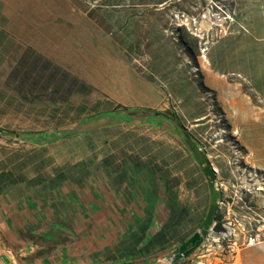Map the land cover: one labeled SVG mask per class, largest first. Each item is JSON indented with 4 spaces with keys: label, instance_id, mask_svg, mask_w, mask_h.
I'll list each match as a JSON object with an SVG mask.
<instances>
[{
    "label": "rangeland",
    "instance_id": "obj_1",
    "mask_svg": "<svg viewBox=\"0 0 264 264\" xmlns=\"http://www.w3.org/2000/svg\"><path fill=\"white\" fill-rule=\"evenodd\" d=\"M245 1L264 14V0H238L240 9ZM233 2L0 0V169L26 176L38 169L75 172L81 160L92 165L111 152L113 138L127 128L121 124H167L131 127L133 144L138 134L183 139L169 119L109 116L113 111L173 114L204 153L215 140L235 145L237 134L251 140L250 103L257 101L245 78L254 69L264 78V39L255 43L253 32L238 30L210 43L232 20ZM231 37L258 51L226 49ZM187 49L199 53L197 67ZM227 80L232 85L225 88ZM257 138L261 168L243 163L234 147V180L219 173L216 183L217 214L252 220L264 234V129ZM241 237L237 232L238 242ZM263 244L264 236L230 253L206 243L172 264H229L237 252Z\"/></svg>",
    "mask_w": 264,
    "mask_h": 264
},
{
    "label": "crops",
    "instance_id": "obj_2",
    "mask_svg": "<svg viewBox=\"0 0 264 264\" xmlns=\"http://www.w3.org/2000/svg\"><path fill=\"white\" fill-rule=\"evenodd\" d=\"M244 4L240 9L234 0L232 20L210 43L238 30L253 32L255 43L264 39L262 9ZM229 42L226 49L255 47L233 37ZM210 67L218 68L215 63ZM252 75L245 78L257 101L250 103L254 126L247 125L252 139L237 134L235 145L215 140L209 146L205 155L215 186L219 173L234 180V147L241 149L243 163L261 166L263 147L257 137L264 129V78L256 69ZM228 80L225 88L232 85ZM121 125L127 128L113 138L111 152L97 156L92 165L81 160L75 172L38 169L26 176L0 169V264H162L190 248L200 226L221 220L218 205L209 215L208 180L183 139L138 134L133 144L131 127L146 131L167 124ZM229 264H264V244L237 252Z\"/></svg>",
    "mask_w": 264,
    "mask_h": 264
},
{
    "label": "water",
    "instance_id": "obj_3",
    "mask_svg": "<svg viewBox=\"0 0 264 264\" xmlns=\"http://www.w3.org/2000/svg\"><path fill=\"white\" fill-rule=\"evenodd\" d=\"M123 113H126L128 116L129 115H131V116H138V115L146 116V110L145 109L138 111V112L137 111H125ZM152 115L154 117H156V116L164 117L166 119L171 120V122L174 123L176 128H178L179 132L181 133L183 140L185 141L188 149L192 153V155L195 158V160L197 161V163L200 165L203 174L206 176V178L208 180V186H209V189H210L211 194H212L210 211H209V215H211L218 205L217 199L219 198V191L217 190V188L215 186V177L216 176H215L214 169L211 167L208 159L206 158L205 153L192 140V138L186 132L185 127L176 119L175 115L168 114V113L162 112V111H156V110H154L152 112ZM207 228H209V227H207V224L200 226L199 227L200 233L197 231L191 238V241L194 242L193 245L190 248L186 249L184 252H180L176 256H173V255H170V256H173L174 260H180L184 256H187L188 254H190L201 243L203 236L206 234Z\"/></svg>",
    "mask_w": 264,
    "mask_h": 264
},
{
    "label": "built area",
    "instance_id": "obj_4",
    "mask_svg": "<svg viewBox=\"0 0 264 264\" xmlns=\"http://www.w3.org/2000/svg\"><path fill=\"white\" fill-rule=\"evenodd\" d=\"M228 18L230 17L228 16ZM253 223L252 220L236 222L233 219H221L218 228L214 226L207 228L206 234L203 236L199 246H203L206 243H215L218 247L226 249L230 253H235L241 245L259 243L264 234L257 227L253 228ZM239 226H241L240 230L238 229ZM198 232L200 233V229H198ZM237 232L242 235V241L240 242L237 240ZM177 261L174 260L173 256H169L167 261H164L162 264H172Z\"/></svg>",
    "mask_w": 264,
    "mask_h": 264
},
{
    "label": "trees",
    "instance_id": "obj_5",
    "mask_svg": "<svg viewBox=\"0 0 264 264\" xmlns=\"http://www.w3.org/2000/svg\"><path fill=\"white\" fill-rule=\"evenodd\" d=\"M187 54L189 55V57L191 58V60L193 61L195 67H197V60H196V57L197 55H199V53L197 52H192L190 51L189 49L186 50ZM199 83H200V86L201 88H205L202 80L200 79L199 80ZM146 110V116L149 117V118H153L154 116L152 115V112L154 111L153 109H150V108H147L145 109ZM109 116H117V117H126L128 116L126 113H120V112H117V111H113L111 113H109ZM215 228H218L219 227V222H216V224L214 225Z\"/></svg>",
    "mask_w": 264,
    "mask_h": 264
}]
</instances>
